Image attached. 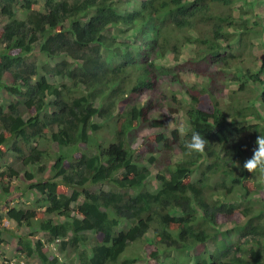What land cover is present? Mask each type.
<instances>
[{
  "label": "trees",
  "instance_id": "1",
  "mask_svg": "<svg viewBox=\"0 0 264 264\" xmlns=\"http://www.w3.org/2000/svg\"><path fill=\"white\" fill-rule=\"evenodd\" d=\"M43 1L39 10L36 0H0V158L11 151L42 176L45 161L52 167L51 178L23 175L39 196L35 208L5 207L9 222L29 230L12 235L15 257L61 264L46 248L58 241L61 251L75 252L73 264H138L141 251L146 264L172 252L192 253L193 264H264V176L243 168L264 135V55L255 50L264 18L255 13L251 25L248 0ZM237 1L244 21L233 14ZM35 47L45 63L27 61ZM246 52L250 65L262 61L259 70L246 64ZM168 56L174 66L158 64ZM8 73L13 84L5 86ZM190 73L209 83L188 84L182 75ZM3 89L13 101H2ZM162 107L168 114L153 118ZM183 112L185 133H157ZM96 118L108 126L115 119L116 136L91 156L84 150L103 127ZM144 129L148 135L132 150ZM192 132L209 143L185 156ZM18 177L13 169L0 173L4 198ZM254 192L261 210L245 204ZM234 218L238 241L217 244L219 257L209 253L219 225ZM5 235L0 229L2 245ZM132 247L136 255L121 259Z\"/></svg>",
  "mask_w": 264,
  "mask_h": 264
},
{
  "label": "rangeland",
  "instance_id": "2",
  "mask_svg": "<svg viewBox=\"0 0 264 264\" xmlns=\"http://www.w3.org/2000/svg\"><path fill=\"white\" fill-rule=\"evenodd\" d=\"M36 9L42 10L44 9V1L43 0H36ZM241 6V2H236L234 7H233V14L235 16L236 19L240 20V21H244L245 19H247L245 17V15H243L242 12H240L239 7ZM254 6L256 9H254ZM127 7V6H126ZM248 10V11H247ZM245 11L247 13H249L250 15V20L251 21V25L254 26V21H255V13L258 14V16L264 18V0H248V3L246 5ZM21 12V8L19 7V11H18V16H22ZM1 23V22H0ZM262 26H264L261 23ZM255 42H258L262 48H256V54L257 57H261V55L263 56L264 53L262 51V49H264V34L257 38L255 40ZM191 48L188 49H184L185 52V57H187L189 54L191 55ZM34 54L30 55L27 57V61L29 63L34 62L35 60H38L39 63H45V59L46 57H43L38 48L35 47L34 49ZM249 53L246 52L247 57L244 59L246 61V64L252 69L254 70H259L261 65H262V61L259 62H255L253 65H250V61L249 58H252L248 55ZM158 60V64L159 65H166L168 67H172L174 66L176 63L174 62L173 59H171L170 56H168L167 59L165 60ZM234 71V70H232ZM183 79L190 85H194L198 88H202L205 87L204 84H208V79L206 77H200L194 73H190V74H183L182 75ZM3 83L5 86H10L13 84V79L11 77V75L8 73L4 76L3 79ZM61 82L60 80L57 81V83ZM240 85V81L238 82H231L230 83V89L232 90H238ZM176 92H178V90H176ZM246 94V93H245ZM223 96L224 99L220 98L222 100V105L226 106L228 104V99H227V94L222 93L221 94ZM1 96H2V101L4 103L7 102H11L13 101V97L10 95V93L8 92V90L3 89V91H1ZM169 97L170 94H168ZM178 98H183V95L181 93L178 94ZM49 102H50V98H48ZM149 98H146L143 101V105L146 106L148 103ZM184 100H187V97H184ZM175 105V104H174ZM21 111H24V117L25 119L28 118V114L25 110V108L23 106L20 107ZM163 109V110H162ZM165 113L166 115L168 114V110L167 107H162L161 109H156V111H154L152 113V117L153 118H159L161 115L160 113ZM96 122L100 123L103 125V127L95 134H91V139H90V144L89 147H86V149L84 150L85 152H87V155H95L97 154V149H96V144H104V145H108L109 143L115 141V136H116V125H115V119L114 121H112L110 123V125L108 126L106 123H103L101 119L96 118L95 119ZM170 130H159L157 133H165V132H170L172 130H180L184 129V131H181L183 133H185V131L188 130V124H187V120L184 116V112L180 113L178 115H175L174 117V122H172L169 125ZM147 130H143L141 132L142 136H140L138 139H136L135 141H131L130 143V147L132 150H138L142 143H143V137L145 135H148ZM169 134V133H168ZM83 151V149H82ZM76 155H79V152L76 153ZM156 156L160 158L161 161H163L161 154H156ZM175 158L177 160V157L175 155ZM145 165H149V163L145 162ZM42 165H44L45 167V175H40L37 172V167H26L23 165V162L21 161V159L19 160V158H17L13 152H9L6 153L2 158H0V173L1 172H8V169H13L16 172H18L19 177L18 178H13L12 180H10L11 182V187L13 188V190H11V193L8 197L4 198L2 196V191H1V187H0V216L2 215V220L0 222V229L2 230H7L9 232V234H11L10 236L5 235L4 238L6 239L5 244H0V256L1 259L3 260V257H14L15 254V249L17 248V241L15 239V235L22 233V231H24L25 233H28L29 230L26 228L23 229H19L18 226L15 223L9 222L6 219V211H5V207H19V208H24V209H28V208H35V202H36V198H37V193L35 191H32L29 189V187H27L28 185H30V181L29 180H25L24 179V174L26 171H33L34 173H36V179H40V178H51V170L52 167L51 165L48 163V160L45 161ZM152 171L155 174H157V170L154 169V167H151ZM8 181V180H7ZM154 186H157L156 181H154ZM92 191H98L99 187H93L91 189ZM133 193V192H132ZM39 198V196H38ZM83 201V199H79V201L77 202V204H80ZM5 204H7V206H5ZM248 206L253 207L255 210H261L262 209V203H261V197L259 195L258 192H254L250 195L248 201H246V203ZM38 207V206H36ZM239 216V215H238ZM236 216V217H238ZM226 219H224L223 217H219L218 218V222H222ZM13 235V236H12ZM215 237L211 239V241H209L207 243L208 245V252L211 254H214L215 256L219 257L221 255V252H219L217 250V244L221 243H225L226 245H233L235 242L238 241V230H237V220L234 218L232 221H226L223 222L219 225L217 232L215 233ZM89 236V242L88 244H94L95 243V239L94 236L92 234H88ZM37 239L39 238H43L41 233L37 234ZM142 245V244H140ZM60 247V243L58 241H56L55 244H47V251L50 255V258H52V256L59 258L60 263L61 264H73L75 262V259L77 258L75 252L71 249V247H67L65 249V251H61L59 249ZM143 249V247H141ZM128 250H126L125 253H123L121 255V259H125L128 258V256H134L136 255L135 252V248L132 247L128 252ZM140 261L138 264H146V254L144 251L140 252ZM19 261H24V259H21ZM33 264H41V262L39 261V259L37 257H35L33 259ZM194 262V256L192 255V253L188 252L182 255H177L176 252H172L170 255H162V258L160 260L159 264H193Z\"/></svg>",
  "mask_w": 264,
  "mask_h": 264
},
{
  "label": "clouds",
  "instance_id": "3",
  "mask_svg": "<svg viewBox=\"0 0 264 264\" xmlns=\"http://www.w3.org/2000/svg\"><path fill=\"white\" fill-rule=\"evenodd\" d=\"M184 131V129H181ZM209 142L198 132H192L190 138L183 144L184 155L190 156L192 154L203 153L206 150V146ZM257 147L253 150V155L250 159L246 160L243 164V168L250 173H256L264 176V135H260L256 140ZM234 163V162H233ZM238 166V165H236ZM19 257H22L21 255ZM2 262V260H0ZM19 261L15 256L11 261H6L4 264H14ZM20 264H25L21 262Z\"/></svg>",
  "mask_w": 264,
  "mask_h": 264
}]
</instances>
